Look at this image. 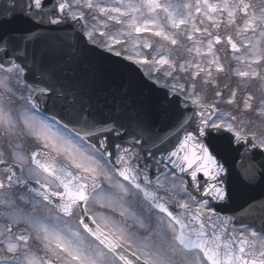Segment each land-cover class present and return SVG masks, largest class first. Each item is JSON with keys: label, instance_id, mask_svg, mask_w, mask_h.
I'll return each mask as SVG.
<instances>
[{"label": "snow or ice", "instance_id": "snow-or-ice-1", "mask_svg": "<svg viewBox=\"0 0 264 264\" xmlns=\"http://www.w3.org/2000/svg\"><path fill=\"white\" fill-rule=\"evenodd\" d=\"M233 178L264 185V0H0V264H264Z\"/></svg>", "mask_w": 264, "mask_h": 264}, {"label": "water", "instance_id": "water-1", "mask_svg": "<svg viewBox=\"0 0 264 264\" xmlns=\"http://www.w3.org/2000/svg\"><path fill=\"white\" fill-rule=\"evenodd\" d=\"M71 42H75L78 39V33L69 32ZM86 43V38H85ZM90 47V46H89ZM97 62L91 57L85 58L82 64L79 67L71 66L75 68V71L78 76H81L83 79L81 83L86 84L87 86H93L90 73L96 68ZM102 67V66H101ZM110 83L106 80L104 87L107 89L110 87ZM135 96L145 103H152L153 97L148 95L144 90L137 88L135 90ZM158 123H163L161 117H157ZM233 190V199L231 204L221 210L222 215H232L233 213H239L244 217L246 222L254 223L255 227L259 229L261 227L262 220H264V209H261L260 205L264 204V185H257L255 187H246L241 184L238 180L233 178L232 182ZM249 204L252 205L251 208H248ZM247 208L248 211L245 213L243 209Z\"/></svg>", "mask_w": 264, "mask_h": 264}, {"label": "rangeland", "instance_id": "rangeland-1", "mask_svg": "<svg viewBox=\"0 0 264 264\" xmlns=\"http://www.w3.org/2000/svg\"><path fill=\"white\" fill-rule=\"evenodd\" d=\"M119 25H116L114 22H110V27H109V31H112V32H116L118 29H119ZM145 36H148L149 34H144ZM152 39V42H153V49L152 50H156L158 48V45L156 44V40H158V38H151ZM217 47H220V46H217ZM176 53H173V55H175ZM221 55H223V51H221ZM251 91H255L254 88L250 89ZM243 93L241 92L240 95H238L237 97V101L239 102L241 100V97H242ZM212 98V93L209 92V99L211 100Z\"/></svg>", "mask_w": 264, "mask_h": 264}, {"label": "flooded vegetation", "instance_id": "flooded-vegetation-1", "mask_svg": "<svg viewBox=\"0 0 264 264\" xmlns=\"http://www.w3.org/2000/svg\"><path fill=\"white\" fill-rule=\"evenodd\" d=\"M221 48H222V46H220ZM146 51H148V52H153V51H155V50H152V49H150V50H146Z\"/></svg>", "mask_w": 264, "mask_h": 264}]
</instances>
